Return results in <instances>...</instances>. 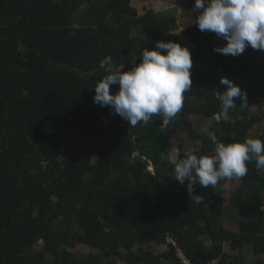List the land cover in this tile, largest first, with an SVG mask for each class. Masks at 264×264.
Returning <instances> with one entry per match:
<instances>
[{"label":"trees","instance_id":"1","mask_svg":"<svg viewBox=\"0 0 264 264\" xmlns=\"http://www.w3.org/2000/svg\"><path fill=\"white\" fill-rule=\"evenodd\" d=\"M136 27L147 40L133 36ZM161 40L187 47L193 60L192 88L168 125L154 115L131 126L94 103L109 74L101 60L129 71ZM226 43L197 25L181 28L176 11L161 13L150 0H0V264H183L174 241L198 264H264V169L247 163L230 207L213 187L196 184L197 204L167 159V128L201 143L178 162L187 152L214 155L212 134L243 142L260 122L264 51H214ZM222 77L247 95L244 107L237 99L227 112L233 121L222 116ZM253 138L264 141V131ZM230 208L240 213L237 230L227 227ZM82 245L89 255L74 251Z\"/></svg>","mask_w":264,"mask_h":264},{"label":"clouds","instance_id":"2","mask_svg":"<svg viewBox=\"0 0 264 264\" xmlns=\"http://www.w3.org/2000/svg\"><path fill=\"white\" fill-rule=\"evenodd\" d=\"M196 25L201 32L215 33L227 41L226 45L214 48L223 55L239 56L246 48L264 51V0H195ZM73 28L77 25H73ZM166 52V54H164ZM129 71H123L124 64L112 71V58L100 61L105 75L94 90V103L110 107L131 126L148 124L152 117L159 116L163 125L177 116L183 107L184 93L192 88V55L187 47L174 41H157L152 50L143 49L142 60L135 59ZM107 66V67H106ZM220 83L226 90L218 93L222 111L247 103V95L239 85L227 77ZM119 90L113 94L112 86ZM214 155L198 157L193 152L185 153L178 162L168 157L174 166L175 180L184 185L190 198L200 204L203 197L194 194V186L215 187L221 180L242 178L247 175V163L255 160L257 171L264 169V141L247 137L243 142L225 144L215 134L210 136Z\"/></svg>","mask_w":264,"mask_h":264},{"label":"rangeland","instance_id":"3","mask_svg":"<svg viewBox=\"0 0 264 264\" xmlns=\"http://www.w3.org/2000/svg\"><path fill=\"white\" fill-rule=\"evenodd\" d=\"M190 2H195V0H150V4L157 3L158 6H160V12L164 13L166 11H176V16L179 20L181 28H187L191 26H195L197 13L194 12L193 5H190ZM177 32V31H176ZM133 36H142L147 40V37H145L143 30L140 27H136L133 31ZM224 40L223 38H221ZM225 41V40H224ZM207 64L206 60H203L199 63V67L203 68ZM259 110V107L254 106L252 108V112H257ZM261 119L260 122L256 125L254 129H252L249 132L250 137H257L258 135L262 134L264 131V108L260 111ZM222 116H224L225 119H229L233 121V117L228 116V114L222 113ZM211 123L207 124L204 123L201 125L202 131L208 132L210 128ZM164 135L166 138L172 142V150H171V157L174 158L176 161L178 160L180 153L182 150H195L198 148L201 143L199 141H195L189 137V135L180 129L176 128H167L164 130ZM151 168V167H150ZM153 169V168H152ZM240 185L239 178H232L231 180H226L225 182H218V184L213 188L216 194H222L225 197L227 206L230 207L231 204V196L232 192ZM230 214L228 215V228L231 227L235 230H237L239 220H240V213L238 212V209H232L230 208L227 212ZM239 214V215H238ZM70 230H74L75 226H70ZM208 244L210 242L208 241ZM41 245H38V248H40ZM250 245H246V249L242 250L247 260L251 261L254 258V254L250 250ZM154 249L156 253L166 250L167 248H164V246L156 247L154 246ZM91 248L88 245H82L79 249H75V252H78L82 255H89L91 253ZM225 250L230 251V244L226 243ZM240 251H235L234 255H238Z\"/></svg>","mask_w":264,"mask_h":264},{"label":"built area","instance_id":"4","mask_svg":"<svg viewBox=\"0 0 264 264\" xmlns=\"http://www.w3.org/2000/svg\"><path fill=\"white\" fill-rule=\"evenodd\" d=\"M175 246L177 247V256L181 259V261L183 262V264H198L195 262H192L190 260V258L184 253V251L179 247V245L177 244L176 241H174ZM206 264H219V259H213L211 261H209Z\"/></svg>","mask_w":264,"mask_h":264},{"label":"water","instance_id":"5","mask_svg":"<svg viewBox=\"0 0 264 264\" xmlns=\"http://www.w3.org/2000/svg\"><path fill=\"white\" fill-rule=\"evenodd\" d=\"M153 171H154V173H157V171H156V169L153 167V169H152Z\"/></svg>","mask_w":264,"mask_h":264}]
</instances>
